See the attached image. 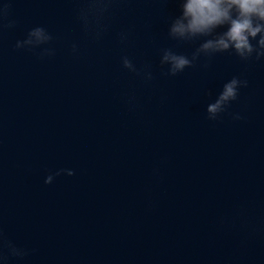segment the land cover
<instances>
[{
  "label": "water",
  "instance_id": "obj_1",
  "mask_svg": "<svg viewBox=\"0 0 264 264\" xmlns=\"http://www.w3.org/2000/svg\"><path fill=\"white\" fill-rule=\"evenodd\" d=\"M9 2L17 24L0 29V236L25 255L0 249V264H264V62L225 53L206 70L163 76L175 3L117 0L97 39L78 19L82 0ZM35 26L53 35L54 56L15 49ZM124 56L154 79L123 68ZM233 76L249 86L208 120ZM60 169L75 174L46 184Z\"/></svg>",
  "mask_w": 264,
  "mask_h": 264
},
{
  "label": "clouds",
  "instance_id": "obj_2",
  "mask_svg": "<svg viewBox=\"0 0 264 264\" xmlns=\"http://www.w3.org/2000/svg\"><path fill=\"white\" fill-rule=\"evenodd\" d=\"M117 0H82L78 9V19L86 32L95 25V37L102 35V21L112 12V5ZM162 4L175 3L178 14L168 17L167 38L173 41L171 47L160 49V67L163 76L174 77L187 68L200 67L208 69L218 55L235 56L243 64L264 62V0H157ZM0 29H11L17 24L11 18L9 0L0 5ZM53 35L43 26L31 28L24 39L17 40L15 49L36 52L38 58L44 59L55 55L51 47ZM128 39L127 32L120 33L121 42ZM48 45V47H44ZM193 46L190 55L176 49L180 46ZM72 52H78L77 45H72ZM123 68L141 76L146 82L154 79L150 69H138L127 56L121 58ZM249 81L240 76H233L223 84L222 90L214 102L206 108L207 119L217 121L227 112L231 104L239 99L240 90L247 88ZM233 120H241L240 113H230ZM66 173L74 175L70 169H60L49 174L46 184H51L55 176ZM7 248L13 257L25 255L23 249L17 248L10 241L0 236V249ZM0 258L7 257L0 254Z\"/></svg>",
  "mask_w": 264,
  "mask_h": 264
}]
</instances>
